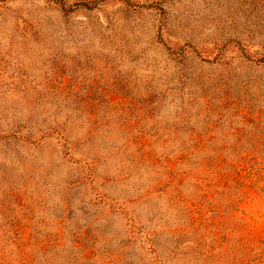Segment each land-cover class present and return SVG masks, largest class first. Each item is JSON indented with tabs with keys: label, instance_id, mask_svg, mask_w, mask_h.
Instances as JSON below:
<instances>
[{
	"label": "rangeland",
	"instance_id": "374dc122",
	"mask_svg": "<svg viewBox=\"0 0 264 264\" xmlns=\"http://www.w3.org/2000/svg\"><path fill=\"white\" fill-rule=\"evenodd\" d=\"M0 262L264 264V0H0Z\"/></svg>",
	"mask_w": 264,
	"mask_h": 264
},
{
	"label": "trees",
	"instance_id": "16d2710c",
	"mask_svg": "<svg viewBox=\"0 0 264 264\" xmlns=\"http://www.w3.org/2000/svg\"><path fill=\"white\" fill-rule=\"evenodd\" d=\"M0 264H4L3 262H0Z\"/></svg>",
	"mask_w": 264,
	"mask_h": 264
}]
</instances>
